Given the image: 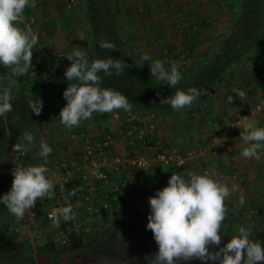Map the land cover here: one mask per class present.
I'll return each mask as SVG.
<instances>
[{"label": "rangeland", "instance_id": "obj_1", "mask_svg": "<svg viewBox=\"0 0 264 264\" xmlns=\"http://www.w3.org/2000/svg\"><path fill=\"white\" fill-rule=\"evenodd\" d=\"M119 1L123 2L120 20L124 29V38L126 37L127 52L132 54V58L137 65L146 67L151 75L149 66L151 61L160 60L164 62L167 70H170L171 64L175 62L179 65V71L182 76L181 80L187 77H193L197 71V63L205 62L209 54L218 51L220 43L219 34L226 32L232 26L234 15L238 10L240 2V0ZM45 3L48 6H39L34 8L35 11H32L33 14H24L25 23L20 25V28L24 29L32 16L36 25L34 29L38 35V43L32 49L35 62L34 64L31 63L27 73L22 75L30 79L40 76L49 80L58 76L65 77L64 73L71 64V61H69L66 56L75 49L85 52L90 60H94L95 52L92 46L93 40L90 36L92 33L88 22L90 10L92 8V0H75L71 9H66L63 0H46ZM47 18H49V22ZM46 32H49L47 33L48 36H45ZM81 34H83L84 40L79 39ZM185 37L186 39H184ZM36 49H39L40 52L38 53ZM144 54H148L151 57V61H143L142 56ZM33 56L32 59L34 58ZM38 61H40V64H37ZM247 63L251 65L256 62L254 59L249 58ZM42 67L44 69L40 70ZM244 67L245 65L238 67L237 64H234L231 68L232 71H230V73L227 71L226 73L235 77L241 74V69L245 70ZM249 70L250 69L247 71ZM34 71H36V74H32ZM223 77L224 76H222V78ZM154 78L156 79V77ZM225 78L226 80L224 82L222 80L214 88L205 90L190 106L179 111H171L159 116V114L150 111L148 108H144L143 110L139 109L137 106H132L130 112H125L123 109H120L106 114L93 113L90 119L82 120L78 127L74 129L71 128L73 130H71L70 133L77 132V134H81L85 132L93 140L101 139V134L104 135V137L106 135H111L113 140H115L113 148H115L117 152H121L124 150V140L120 134H122L121 131H123L127 125L145 123L148 126L149 123H151L154 125V133L151 140L159 142L170 149L186 150L189 148H198L197 140L192 139L188 135L190 131L195 129V124L190 121L193 120L197 114V110H195L197 102L200 101L199 103L203 106L205 100L210 99L215 94L216 97L221 96L222 90L225 88V83H227V79H229L227 77H224V79ZM226 98H224L225 101ZM256 102H258V100ZM188 112H190V114L187 115ZM129 113H131V115H129ZM57 116L51 121H48L47 125H40L35 129L36 134L34 135V143H25L27 144L25 145L27 152L32 153V159L29 162L31 166H39L44 163L43 158L39 155L41 140L45 141L52 149L48 156L50 160L47 161L45 165L49 171L52 165H60L75 154L76 150H78L77 145H81V141L78 138V144L75 148H68L65 141L68 139L69 128L65 127L61 123L60 117L58 118ZM179 119H181V121L178 122ZM174 123L177 125V129L172 132L170 124ZM166 124L169 128H166ZM214 124L219 126L220 123L214 121L213 125ZM39 128H41L40 130L43 128L46 133H37ZM80 128L83 129L80 130ZM52 132H55L57 137L54 136V141L49 143V135ZM162 132H164V134L162 137L158 138V133L160 135ZM114 133L115 135H112ZM206 138L209 139V137ZM60 151L63 153L67 152L68 155L60 161L61 163H58L55 156H57V152ZM12 153L15 152L11 151L9 153V158ZM9 158L7 157V160ZM200 163L201 162L198 161L192 165H200ZM192 169H194V167L188 168L187 172ZM169 171L173 172L172 170ZM163 172H165V170H163ZM263 172L259 174L254 172V174H251L252 176L245 179L247 180L246 182L242 183L241 181L240 183L234 184L238 186V191L234 192L224 201L227 213L220 228L221 244L219 246L210 245V252L219 251V248L223 247L233 236H238L241 227H244L249 232V239L260 241L262 245H264ZM223 173H225V170L224 172L215 170L211 171L210 175H212V179L224 185L231 181L235 182L232 175L229 178ZM155 174L159 175V171L151 173L149 177ZM220 174L223 176L221 179L218 178ZM157 175L155 176L157 177ZM257 181L261 183L256 184ZM241 193H243L245 198V204L243 206H240L238 203ZM145 199L140 200H144V202L148 204L147 198ZM140 200L138 203L134 202L133 199L128 204H119L117 206L119 207L117 214L112 216L109 221L103 218L102 220L101 218L90 216L86 213L75 217L76 220L74 222L77 233H74V241L76 242L77 239H80L81 244H83L95 240L98 235L105 233L107 230V232H110L118 226L127 224L142 225L148 223L147 218L151 209L147 207L146 204L141 207L143 203H141ZM131 202H133V204H131ZM48 208L49 206L43 207L44 210ZM20 227L21 226L13 223V218L6 209H0V263L2 262L5 264V262H11L19 264L20 262H30L31 264L30 252L21 253L17 248H11L10 243L17 246L20 242L26 241L33 247L40 246V248L41 245H46L47 240L44 237L40 238L34 236V234L26 240L22 239V237L14 231L15 229L20 230ZM83 231L87 232L84 233ZM107 237L110 239L109 234ZM48 245L51 246L50 244ZM152 247L151 252L147 249L149 250V254H147L150 257L154 256L158 251L157 246ZM37 252L39 251H35V256H38ZM73 255V253H69L70 257ZM6 259H8V261H6ZM193 261L197 264H219L218 260L204 262L199 259H193ZM100 263L101 260L96 264Z\"/></svg>", "mask_w": 264, "mask_h": 264}, {"label": "clouds", "instance_id": "obj_2", "mask_svg": "<svg viewBox=\"0 0 264 264\" xmlns=\"http://www.w3.org/2000/svg\"><path fill=\"white\" fill-rule=\"evenodd\" d=\"M36 7V0H0V65L10 68L13 74L22 76L31 66L33 47L38 43V35L30 26L24 29L18 27L24 24L25 9ZM84 40L83 34L79 36ZM101 49L116 50V44L103 39L99 42ZM71 61L64 75L69 83L63 96L67 101L61 108L59 117L67 128L78 127L82 120L90 119L93 113L106 114L123 109L130 112L132 104L120 91L101 87L103 78L113 74L119 76L129 65L120 59L90 60L88 55L75 49L66 56ZM143 61H151L148 54L142 56ZM152 77L163 81L170 88H176L182 79L179 65L173 62L170 70L165 68L160 60L149 63ZM18 92V87L15 88ZM241 100L245 93L234 89ZM200 90L189 88L187 92L177 90L173 95L161 99L160 103L171 106L173 110H181L190 106L199 96ZM13 85L3 88L0 92V116L12 111L16 99ZM233 102V97H228ZM28 107L39 116L43 102L40 98L28 100ZM24 140L34 143L31 133H23ZM240 138L248 145L241 151L244 158L259 157V151L264 148V128H256L252 124L245 126ZM39 155L44 163L39 166L16 165L12 169V184L10 191L0 197V204L17 219L23 220L26 213L35 208L37 200L51 199L54 196L55 184L46 177L49 169L45 166L52 149L40 141ZM25 145H12L13 152L25 151ZM188 179L178 174H172L165 187L157 190L149 198L150 214L146 228L153 234L158 251L154 256L145 255L149 264H177V261L199 259L207 262L219 261V264H264V245L260 241L249 239V232L241 227L239 235L233 236L219 251L210 252L209 246L221 244L220 228L226 218L225 198L238 191V186H228L210 178L209 175L187 173ZM63 191V185H61ZM73 190L71 195H75ZM66 206L54 209L49 218L53 227H59L60 221L73 220L75 213L73 205L65 197ZM240 206L245 204L243 193L240 194ZM77 207L79 204L77 203ZM35 215L34 213H32Z\"/></svg>", "mask_w": 264, "mask_h": 264}, {"label": "built area", "instance_id": "obj_3", "mask_svg": "<svg viewBox=\"0 0 264 264\" xmlns=\"http://www.w3.org/2000/svg\"><path fill=\"white\" fill-rule=\"evenodd\" d=\"M63 1L66 9H71L75 2V0ZM30 18L27 26L36 33L35 20L32 16ZM37 64H40V61ZM0 68H5L13 78H18L10 68L2 65ZM36 69L38 71L37 67ZM43 69V67L40 68V70ZM32 74H36V71ZM258 114H264V96L227 123L219 124V126L214 124L215 131L202 149H170L151 140L154 133V125L151 123L148 126L145 123L127 125L120 134L124 140V150L121 152L114 151L115 140L111 135L93 140L84 132L76 134V142L78 143L79 138L81 145H77L78 150L75 154L60 165H52L51 170L45 173L46 177L52 179L55 184L54 196L51 199L37 200L35 208L26 213L23 220L15 218L6 206L3 204L2 206L11 214L13 223L21 226L20 230L14 231L22 239L26 240L34 234L40 238L44 237L47 240L46 244L53 247L67 248L75 242L74 233H77V230H75L74 221L76 218L70 220L71 222L61 219L59 227H53L49 218V214L54 209L66 206V196L68 202L73 205L75 217L86 213L101 218L102 212H106L111 218L117 214L119 204L125 205L134 199L136 177L140 175L147 178L151 173L163 170H172L179 175H184L192 164L198 161L201 165L205 164L207 155L224 150L226 140L231 134L240 137L248 121ZM72 147L74 149L75 145H70V148ZM27 154V150L11 154L0 179V197L10 191L13 180L12 169L16 165L31 166L26 159ZM204 173L208 174V170ZM61 185H63V191H61ZM67 187L76 190L75 195H71L72 190ZM44 206L49 208L44 210ZM79 240L77 239L76 242Z\"/></svg>", "mask_w": 264, "mask_h": 264}, {"label": "trees", "instance_id": "obj_4", "mask_svg": "<svg viewBox=\"0 0 264 264\" xmlns=\"http://www.w3.org/2000/svg\"><path fill=\"white\" fill-rule=\"evenodd\" d=\"M122 3L119 0H92L88 22L92 33L90 36L93 40L94 60L115 58L129 65L119 76L115 74L106 76L100 73L103 78L101 87L120 91L134 107L143 110L148 108L159 116L177 111L167 104L160 103L161 99L173 95L177 90L187 92L189 88H196L202 94L205 90L217 86L220 81L224 82L226 80L224 77L232 78L226 72L230 73L234 64L238 67L244 66L243 62L249 58L257 63L264 61V0H240L232 26L226 32L219 34L218 51L209 54L205 62L197 63V71L193 77H187L181 80L176 88H170L164 82L152 77L146 67L137 65L132 54L127 52L126 37L124 38V29L120 20ZM101 39L115 43L116 50L101 49L99 47ZM34 62L35 57L31 63ZM69 83L76 81H68L64 76L50 80L41 76L34 79L23 76L13 78L5 68H0V92L3 88L13 85L17 97L12 101V111L0 116V179L8 161L7 157L9 158V153L12 151V145L16 143L27 145L23 133L28 132L34 136L37 127L47 125L48 121L59 115L61 108L67 103L63 92ZM16 87L19 89L18 92L15 91ZM36 97L43 102L39 116L28 107V100ZM26 159L30 162L32 153L28 152ZM67 188L72 190L71 187ZM0 209H4L2 204ZM102 216L103 219L109 217L104 212ZM80 244V240L72 242L71 248L76 249Z\"/></svg>", "mask_w": 264, "mask_h": 264}, {"label": "crops", "instance_id": "obj_5", "mask_svg": "<svg viewBox=\"0 0 264 264\" xmlns=\"http://www.w3.org/2000/svg\"><path fill=\"white\" fill-rule=\"evenodd\" d=\"M45 2L46 0H42V1L36 0V7L48 6ZM25 11L27 12H24V14L26 13L33 14L32 11L34 12L35 10L34 8L28 7L25 9ZM47 20L49 22V18H47ZM47 33L49 32H46L45 36H48ZM36 51H38V53L40 52L39 49H36ZM243 63H244L243 65H245L244 67L245 70L241 69L240 75L232 77L231 79L229 78V76H227V78L229 79H227V83H225V88L222 90L221 96L216 97V94H215L210 99L205 100V102L203 103V106L201 105V103H199L200 101L197 102V107L195 108V110H197L196 111L197 114L195 115V118L190 121L195 124L194 125L195 129L193 131H190L188 135L192 139L197 140V146L199 149L204 148V144L206 143V140H207L206 137H210L214 133L215 131V127H213L214 121H217L220 124H225L229 120L234 119L238 115L242 114V112L245 109L252 106L253 103H255L257 100L259 101L264 96V61L260 63L256 62L255 64H253L254 63L253 62L250 65V63H247L245 59ZM248 69L250 70L247 71ZM234 89H239L240 91L244 92L246 98L241 100V98L237 95ZM229 96L233 97L232 103L228 102ZM224 98H226V101ZM188 114H190V112H188L187 115ZM167 118H168V115H167ZM179 121H181V119H179L178 122ZM248 124H252L256 128H264V114L256 115L254 118L248 121ZM99 125H100V122H99ZM165 126L166 128L168 127L167 124ZM170 126H171L172 132L173 130L177 129L176 127L177 125L175 123L170 124ZM40 129L41 128L37 130V133L42 134L45 130L43 128L42 130ZM73 129L69 128V131H68L69 135L67 136L68 139H66L65 141L68 148H70V145L76 146L78 144L76 142L77 132L70 133V131ZM82 129L83 128H80V130ZM45 133L46 132H44V134ZM163 134L164 132H162V134L160 133V135L158 133V138L162 137ZM54 136H56L55 132L50 133L49 143L54 141ZM101 137L104 138V135L101 134ZM189 142H190V139H189ZM247 146L248 145L239 136H237L236 134H231L226 140V148L224 150H222L221 152H217L216 154L207 155L205 164L191 165L190 167L191 168L194 167V169L190 170L189 172L204 175L205 174L204 170L206 169L208 170V175L210 176V178H212V175H210L211 171L217 170L218 172L219 171L224 172L225 170V173L223 174L226 175V177L230 178L232 175V177L235 179V182L231 181L229 183H225V185L231 189L235 183H240L241 181L242 183L246 182L247 180L245 179L252 176L251 174H254V172L259 174V173H262L264 170V148H261L260 150H258L259 151L258 158L256 157L244 158L241 156V151L244 147H247ZM114 151H116L115 148H114ZM66 155H68L67 152H64V153L62 151L57 152V156H55V159L57 160L58 163H61L60 161L63 160ZM49 160H50V157L47 158V161ZM189 172H186L184 175H181V176H183L185 179H188L187 173ZM172 174H177V173L166 170L165 172L159 171V175H157V177L155 175L151 177H147V178L140 177V176L136 177L135 191H134L135 194L133 195L134 202L138 203L140 199L142 200V199L147 198L148 204H146L144 200L143 201L140 200V202L143 203L141 207L145 204L147 207H150L149 198L154 196L157 190H160L167 185L168 180ZM218 178L221 179L223 178V176L220 174V177ZM259 183L261 182L260 181L256 182V184H259ZM131 204H133V202H131ZM104 213L108 215L106 212ZM102 218L104 217L101 216V219ZM109 219H110L109 217L106 218L107 221H109Z\"/></svg>", "mask_w": 264, "mask_h": 264}, {"label": "flooded vegetation", "instance_id": "obj_6", "mask_svg": "<svg viewBox=\"0 0 264 264\" xmlns=\"http://www.w3.org/2000/svg\"><path fill=\"white\" fill-rule=\"evenodd\" d=\"M146 225L147 223L118 226L110 232H107V230L105 233L98 235L91 242L80 244L76 249L71 248V245L62 249L48 244L41 245V248L40 246L33 247L26 241L20 242L17 246L10 243V247L17 248L21 253L29 251L31 264H96L100 260V264H149V261L145 259V255H148L149 250L151 252L153 248L152 246H157V244L154 241L152 232L146 228ZM108 234L110 239L107 237ZM35 251H39L37 252L38 256H35ZM69 253L74 255L70 257ZM5 264L15 263L5 262ZM22 264H30V262ZM177 264L197 263L191 260L177 261Z\"/></svg>", "mask_w": 264, "mask_h": 264}]
</instances>
